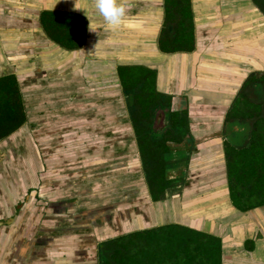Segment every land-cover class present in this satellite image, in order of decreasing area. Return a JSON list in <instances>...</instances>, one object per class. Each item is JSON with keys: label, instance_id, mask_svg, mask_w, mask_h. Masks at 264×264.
I'll list each match as a JSON object with an SVG mask.
<instances>
[{"label": "crops", "instance_id": "crops-1", "mask_svg": "<svg viewBox=\"0 0 264 264\" xmlns=\"http://www.w3.org/2000/svg\"><path fill=\"white\" fill-rule=\"evenodd\" d=\"M120 3L125 6L122 23L118 28L107 30L95 10L94 0H0V77L14 75L22 99H25L22 78L33 80L26 83L33 93L57 94L53 99L56 102L59 99L62 108L73 109L70 114L74 113L73 118L65 116L57 123L65 126L67 120L73 119L74 139L80 143V151L81 143H90L86 146L90 151L94 149L90 156L98 158L105 148L104 157L106 154L111 157L114 151V146L109 149V143L115 138V100L121 99L126 114L123 117L126 123L121 122L126 139L122 140L129 141V154L135 159L139 157L144 182L139 181L143 185L134 207H128L132 203L125 205L128 207L126 218H118L110 223L111 227L100 230L102 241L137 230L179 224L219 237L221 264H264V204L241 210L233 203L224 147L233 133L226 134L224 130L234 100L251 74H264V12L255 0H190L193 50L164 52L159 48L158 39L166 22L165 0H120ZM170 10L174 11L175 6ZM46 11L83 17L86 20L84 43L68 49L50 38L41 23V15ZM170 30L173 31L171 27ZM8 51L25 52L20 54L23 63L19 65V60L12 63L5 59ZM122 66H144L155 71L156 90L171 97L161 110L187 111L186 136L182 140L177 137V143L167 144L166 173L173 183L160 200L152 199L144 175L135 128L120 80L119 67ZM35 77L40 78L36 79L39 81L35 82ZM87 112L91 114H83ZM155 112L162 119L163 113ZM29 119L27 113L28 124ZM249 123L250 120L234 119L232 130L238 126L239 131L241 126L242 131ZM12 135L0 140V161H9L14 154L13 151L6 153L3 145ZM66 137L59 134L57 141ZM51 151L46 149L43 153L47 157ZM23 168L0 162V264H55L54 259L58 263L63 261L60 264H86L88 260L92 264L94 258L98 264L100 242L94 251L93 230L86 235L81 230L87 227L88 221L98 220V217L93 215L83 221L87 216L77 208L78 203L74 207L75 201L79 202L75 197L77 192L69 195L70 188L65 185L62 191L51 192L53 198L48 201L63 200L66 204L64 199L68 197L73 198L74 204H70L69 213L48 219L56 221L54 227L70 225L74 231L66 236L60 234L59 238L46 235L39 241L38 245H44L40 248L36 246L37 241L24 238H30L28 233L38 229L25 224L33 218L27 213L20 223L19 213L24 207L20 202L18 174ZM28 169V173L36 172V166ZM74 170L82 173L84 169L76 167ZM173 171L180 174H172ZM50 173L54 172L47 174ZM80 186L82 193L83 183ZM33 206L34 203L29 202L26 208ZM93 208L92 214L102 210L98 206ZM44 225L45 230L51 231V225ZM48 237L51 241L46 239ZM61 244L67 247L61 249L58 247Z\"/></svg>", "mask_w": 264, "mask_h": 264}, {"label": "trees", "instance_id": "trees-1", "mask_svg": "<svg viewBox=\"0 0 264 264\" xmlns=\"http://www.w3.org/2000/svg\"><path fill=\"white\" fill-rule=\"evenodd\" d=\"M255 1L264 12V0ZM165 2L166 22L158 39L159 48L164 52L193 50L190 0ZM172 5L175 6L174 11L170 10ZM41 23L50 38L65 48L74 49L85 41L86 20L81 16L46 11L41 15ZM119 75L135 128L149 192L153 200H160L164 198L166 188L173 183L166 173L167 158L164 154L169 151L167 140L186 136L187 111L171 113L169 132L174 130L177 136L156 142L157 138L151 136L155 134L150 133L152 118L156 110L169 104L171 97L156 90V72L149 68L122 66L119 67ZM234 119L241 122L250 120V125L243 127L245 131H241L240 126L238 136L227 141L224 146L232 200L239 209L245 210L264 204V74L253 73L245 81L228 111L226 123L231 126ZM26 121L16 77H0V140L22 127ZM221 262L222 242L219 237L179 224L137 230L98 244V264Z\"/></svg>", "mask_w": 264, "mask_h": 264}, {"label": "rangeland", "instance_id": "rangeland-1", "mask_svg": "<svg viewBox=\"0 0 264 264\" xmlns=\"http://www.w3.org/2000/svg\"><path fill=\"white\" fill-rule=\"evenodd\" d=\"M19 50H21V48H19ZM8 53L9 54H7L5 58L8 61L11 60V62L14 63L19 60V65L23 63L20 54H25V52L20 51L11 53L8 51ZM11 62H7V64L9 65ZM33 79L36 82L39 81L36 79L40 78L35 77ZM30 82H33V80L28 81L25 78L21 79L23 85L21 88L25 94L26 108H24L27 110L30 117L29 121H31L29 124L27 122L24 126L14 131L12 133L13 135L10 134L12 137L3 145L5 151L7 150L6 153H8V151H13L14 154H9L11 155L9 161L8 159L0 161L5 165L24 167L23 170L20 169L18 174L19 190L21 191L19 194L20 202H22L24 207L22 209L24 211L21 210V213H19L21 216L20 223L23 222L22 217L27 213L33 216V218L29 223L25 224L31 229H38L37 232L28 233L30 238H27V236L24 238L34 242L37 241L36 246L40 248L44 247V245H38L41 239H44V236L51 235L52 237L59 238L60 234H65L66 236L74 231L70 225L66 228L62 225L54 227L53 224L56 221L48 219L51 216L59 218V215L70 212V204H74L73 198L66 197L64 199L66 200V204H64L63 200L57 203L48 201V198H53L51 192L62 191L65 185V187L71 189L68 190L69 195H75L77 192L75 197H77L79 202L75 201L74 207L76 203H78L77 208L80 211L83 210V214L87 216L83 217V221H87V219L93 215L96 218L98 217V220H93L92 222L88 221L87 227L81 228L83 235L93 230L92 232L95 235V240H93L92 249L95 251L97 244L103 239L100 230L103 228L108 229L110 223L113 224L118 218H126L128 213L127 209L129 206L132 208L134 207V203L137 201L139 192L142 188L141 185H143L140 183L144 182L142 177L143 170L139 157L136 159L133 158L128 152L129 141H126V143L122 140L126 139L122 127L123 124L121 123L122 121L126 123L125 118L123 119V117H126V114L123 113V111H125L124 104L121 102V99L115 100V138L109 143V149L114 146V151H112L111 157L106 154L108 159H105V148V152H100V158H98L93 155L90 156V154L94 152V149L90 151L86 148L90 143H81L82 149L85 148L86 151L82 149L80 151V143L77 144L74 139L76 132L74 131L75 124L73 119L67 120L66 122L68 123L65 126H59L57 123L60 119H64L65 116L66 118H73L74 113L73 115L70 114L73 109L62 108L58 101L59 99L57 102L53 99L57 97V94L49 91L33 93L31 89L28 90L27 84ZM32 102L36 103L33 104ZM83 114H91V112ZM59 134H64L67 137L59 142L57 141ZM99 145H101V143H99ZM46 149L53 150L47 153V157L43 153ZM31 166L32 168L36 166L35 173H28V167L30 168ZM76 167H81L84 170L80 173V171L74 170ZM48 168H51V170L48 171ZM48 172H54L55 174H47ZM171 173L180 174V171H173ZM3 179L6 181L4 177ZM76 183L79 184L77 187ZM80 183H83L82 193H80ZM8 192H10V190H8ZM44 193H48V195ZM29 202L34 203V206L30 209L26 208ZM128 203L132 204L128 205ZM125 205H128V207ZM94 206H98V209L102 210H99V212L95 214L90 213L92 209H95L93 208ZM44 223L52 226L50 229L51 231L45 230ZM69 227L72 230H70ZM25 229H27V227H25ZM85 237L86 236H84V238ZM46 239L50 240V237ZM67 240L68 238L65 239V241ZM84 240L86 241V239ZM50 241L45 245L47 246ZM58 247L64 249L67 247V244H61L58 245ZM57 251L59 250L57 249ZM53 257L52 255V262L54 259ZM60 262L63 261H59L58 263V261L56 262L54 259L55 264H60ZM90 262L91 260H88L86 264H91ZM93 262L92 264H96L95 258Z\"/></svg>", "mask_w": 264, "mask_h": 264}, {"label": "clouds", "instance_id": "clouds-1", "mask_svg": "<svg viewBox=\"0 0 264 264\" xmlns=\"http://www.w3.org/2000/svg\"><path fill=\"white\" fill-rule=\"evenodd\" d=\"M96 12L103 19V27L107 30L118 28L125 16V6L120 0H94Z\"/></svg>", "mask_w": 264, "mask_h": 264}, {"label": "flooded vegetation", "instance_id": "flooded-vegetation-1", "mask_svg": "<svg viewBox=\"0 0 264 264\" xmlns=\"http://www.w3.org/2000/svg\"><path fill=\"white\" fill-rule=\"evenodd\" d=\"M158 110H160V113H163L162 119L159 115L157 116V112H154V117L152 118L153 122L151 124L152 130L150 131V133L154 131L153 133H155V136L157 139H161V138L164 139L167 137H172L174 135V133L172 132L173 130L171 131L172 133L169 132L171 130V113L172 112H178V111L171 110L170 112H166L165 109L161 110V108H159ZM232 122L234 123V121H232ZM232 125H234V124H232ZM232 125L230 126L229 124L226 123V127H225L224 132L226 134H228V132H233L231 134L230 138H228L226 140V142L228 140L234 139L236 136H238V128L232 130V127H233ZM181 140H182V138H181ZM176 141L177 140H170L169 139V140H167V144H168V142H176ZM177 142H179V141H177Z\"/></svg>", "mask_w": 264, "mask_h": 264}, {"label": "water", "instance_id": "water-1", "mask_svg": "<svg viewBox=\"0 0 264 264\" xmlns=\"http://www.w3.org/2000/svg\"><path fill=\"white\" fill-rule=\"evenodd\" d=\"M23 103H24V107H25V106H26V105H25V99H23ZM25 108H26V107H25ZM25 112H26V117H27V110H26V109H25ZM23 126H24V125H23ZM234 128H238V126H237V127L234 126ZM6 138H8V137H6ZM6 138H5V139H6ZM5 139H3V140H5Z\"/></svg>", "mask_w": 264, "mask_h": 264}]
</instances>
